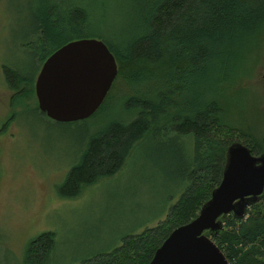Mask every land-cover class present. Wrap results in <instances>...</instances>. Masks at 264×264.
I'll return each mask as SVG.
<instances>
[{
  "label": "trees",
  "instance_id": "obj_1",
  "mask_svg": "<svg viewBox=\"0 0 264 264\" xmlns=\"http://www.w3.org/2000/svg\"><path fill=\"white\" fill-rule=\"evenodd\" d=\"M35 3L33 44L41 51L32 76L0 65L9 91V112L1 126L14 121L16 107L33 103L39 111L33 81L54 48L80 36L101 38L114 56L116 75L90 116L65 122L78 128L79 139L56 196L75 197L93 182L118 174L144 141L159 149L167 163L174 164L169 153H177L182 158L178 183L164 217L76 263L147 264L169 232L194 218L209 198L220 181L230 142L240 141L255 155L264 153V132L259 136L251 128L240 132L222 105L240 100L231 94L246 90L240 79L261 55L264 0H133L118 40L104 34L52 40L50 36L62 32L54 28L57 20L50 19L57 5L49 0ZM66 7L62 22L70 26L89 22L90 15L82 8ZM219 219L222 229L212 239L229 264H264V188L241 218L228 213ZM51 237L52 232L45 231L29 238L21 264L43 260Z\"/></svg>",
  "mask_w": 264,
  "mask_h": 264
},
{
  "label": "rangeland",
  "instance_id": "obj_2",
  "mask_svg": "<svg viewBox=\"0 0 264 264\" xmlns=\"http://www.w3.org/2000/svg\"><path fill=\"white\" fill-rule=\"evenodd\" d=\"M35 1L0 0V65L31 76L41 51L33 44ZM49 2L57 5L50 19H56L54 28L62 31L50 39L104 34L118 40L133 0ZM66 5L82 8L90 15L89 22L74 26L62 22ZM262 40L261 55L240 79V87L246 90L231 94L240 100L222 103L228 120L240 132L251 128L256 136L264 132V33ZM8 97L0 69V264H21L27 240L45 231L52 232V245L36 264H76L84 255L109 247L121 235L139 232L164 217L178 183L182 158L177 153L170 152L175 163H167L159 149L144 141L118 174L93 182L75 197L60 199L56 187L73 160L78 128L47 119L33 103L16 107L14 121L1 126L9 112Z\"/></svg>",
  "mask_w": 264,
  "mask_h": 264
},
{
  "label": "water",
  "instance_id": "obj_3",
  "mask_svg": "<svg viewBox=\"0 0 264 264\" xmlns=\"http://www.w3.org/2000/svg\"><path fill=\"white\" fill-rule=\"evenodd\" d=\"M116 75V62L96 36L69 39L41 62L33 81L36 106L55 122L90 116L101 104ZM264 188V153L252 154L239 141L225 149L218 184L194 218L172 229L147 264H229L213 236L222 229L219 217L241 218ZM206 232V233H205Z\"/></svg>",
  "mask_w": 264,
  "mask_h": 264
}]
</instances>
